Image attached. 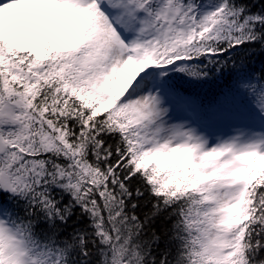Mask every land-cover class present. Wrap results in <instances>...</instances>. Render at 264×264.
<instances>
[{
  "label": "snow or ice",
  "instance_id": "obj_1",
  "mask_svg": "<svg viewBox=\"0 0 264 264\" xmlns=\"http://www.w3.org/2000/svg\"><path fill=\"white\" fill-rule=\"evenodd\" d=\"M0 264H264V0H0Z\"/></svg>",
  "mask_w": 264,
  "mask_h": 264
}]
</instances>
